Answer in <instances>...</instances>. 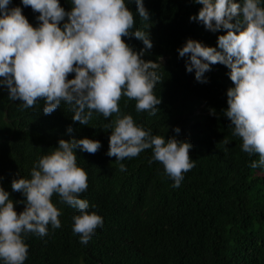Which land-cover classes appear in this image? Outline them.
Segmentation results:
<instances>
[{
  "label": "trees",
  "instance_id": "obj_1",
  "mask_svg": "<svg viewBox=\"0 0 264 264\" xmlns=\"http://www.w3.org/2000/svg\"><path fill=\"white\" fill-rule=\"evenodd\" d=\"M125 3L134 14L133 31H149L153 43L142 59H163L157 70L161 82L154 89L161 99L157 114L138 113L136 101L122 97L120 115H131L137 125L165 140L175 137L191 143L195 167L184 174L178 188L173 187L163 165L149 163L153 152L148 149L121 161L126 171H120L115 157L107 156L111 129L104 127L116 114L105 120L94 112L88 125H81L73 122L68 104L62 102L45 115L43 100L22 109L19 101L8 98L7 88L0 87V186L10 193L17 213L24 204L16 202L26 198L12 192V180L30 179L33 166L57 148L59 140L89 138L102 145L94 155L76 154L77 166L88 174V189L80 198L89 202V213L103 217V228L81 244L72 230L73 216L79 211L60 203L54 194L61 227L49 225L43 238L25 236L29 252L24 264H264V168L250 167L259 156L242 151V140L232 135L231 122L224 115L227 90L234 87L230 69L212 65L205 73L207 83L197 82L195 71H186L187 57L180 58L177 51L188 39L217 47L218 36L226 32L214 33L190 21L202 8L193 0H144L148 22L139 17L134 0ZM60 4L71 11V0ZM9 7H21L29 23L39 25V13L24 7L21 0H11ZM124 40L134 51L144 49L142 41ZM177 127L179 134L173 131Z\"/></svg>",
  "mask_w": 264,
  "mask_h": 264
},
{
  "label": "clouds",
  "instance_id": "obj_2",
  "mask_svg": "<svg viewBox=\"0 0 264 264\" xmlns=\"http://www.w3.org/2000/svg\"><path fill=\"white\" fill-rule=\"evenodd\" d=\"M71 11H65L60 0H21L24 7L39 13V25L33 27L21 7H9L11 0H0V87H6L8 98L19 101L22 109L34 108L43 100V113L52 114L61 103L71 106L73 122L88 125L93 113L108 120L111 129L108 157L121 161L137 157L151 149L153 161L163 165L165 174L179 187L184 174L195 167L190 157L193 145L175 137L165 140L151 129L137 125L131 115H120L122 97L135 100V110L154 116L161 99L154 89L161 82L157 62L145 61L146 50L153 48L149 31L135 30V18L125 0H71ZM202 5L190 21L202 24L211 32L225 31L217 38V47H208L188 39L177 49L187 57L188 73L207 83L205 73L221 64L230 69L234 85L227 90L224 115L233 127L232 135L242 140V151L257 155L252 169L264 168V7L261 0H193ZM142 20L148 22L149 11L144 0H134ZM242 17V19H241ZM62 25V26H61ZM147 27V25H146ZM149 29V28H148ZM124 38L142 41L139 52ZM74 74V78L69 76ZM173 131L179 134L177 127ZM67 132H73L71 126ZM225 144L227 139L223 140ZM100 141L89 138L59 140L58 147L43 155L33 166L30 179L11 182L12 192L26 199L24 210L15 211L10 193L0 186V261L24 264L29 246L24 237L48 235V226L61 227V211L52 202L58 194L60 203L79 211L73 216V233L87 244L103 228V217L89 213V202L80 195L88 189V174L77 166V151L96 154ZM3 178L0 177V180Z\"/></svg>",
  "mask_w": 264,
  "mask_h": 264
}]
</instances>
